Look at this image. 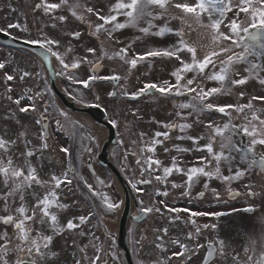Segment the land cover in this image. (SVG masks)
Listing matches in <instances>:
<instances>
[{
  "label": "snow or ice",
  "instance_id": "1",
  "mask_svg": "<svg viewBox=\"0 0 264 264\" xmlns=\"http://www.w3.org/2000/svg\"><path fill=\"white\" fill-rule=\"evenodd\" d=\"M9 7L12 12H17L16 8H12L11 5ZM61 8L69 11L75 19L87 23L89 34L100 41L99 46L89 44L85 49L87 54L66 59L68 54L72 52V48L69 46L65 53L61 54L58 51L61 41L49 36L43 29H40L39 38H30L27 14L23 20L17 17L15 21L9 22L5 28H0V32L11 34V29L27 32L29 38L25 39V43L35 44L43 49L48 54L46 59L49 64L52 63L49 57H54L60 65L58 75L69 83L70 88L83 85L85 89H88L96 81H111L118 84L122 79V76L118 74V68H114L109 74H102L104 68L102 61L105 57L109 60L118 59L122 64L128 65L130 69H136L138 63L149 58H166L177 62V65L170 72V76L173 78L171 80H165L163 83L147 82L132 93L127 91L110 93L113 97L123 95L131 100H137L144 96H155L157 93L161 97L184 98L178 100L174 105L175 116L180 122L162 123L156 121L165 131H155L147 141L144 140L146 134L140 132L138 136L143 146L140 147L139 151L128 149L124 151L122 166L127 163L129 156L134 157L136 165L140 166L142 178L139 181H133L129 178L128 181L134 190L139 191L138 184L151 185L153 181L167 188L168 178L176 173L186 177V179L184 184L172 183L171 187L174 189L183 187L185 191L182 195L185 196H190L193 185L202 177L209 181L216 179L226 184L241 181L244 182L248 196L257 195L252 190L251 184L247 182V178L251 170L258 169L260 173H264V154L258 155L256 152L258 145L264 148V119L255 114L253 105V101L258 99L264 101V95L252 96L246 103L226 101L221 104L215 102V98L220 95H231L233 87L245 86L251 79H257L260 85L264 86V79L260 78L261 74L264 73V43H259L264 37V0H116L107 13H104L97 6L82 4L80 0H59L58 3L50 2V0H37L31 6V12L33 14L39 13L42 19L54 17L56 21L64 23L68 20L67 16L54 15ZM229 13L232 15L229 16ZM241 13L244 14L243 18H241ZM89 17H94V22ZM173 20L178 21L182 27L177 29L170 27L169 25ZM157 21L162 23L158 24ZM51 26L55 28L56 24L52 23ZM194 26L196 29L206 32L211 41L209 50L202 55L198 54V48L185 38L187 35L186 28L193 29ZM125 29H135L139 33L136 40H141L143 37L165 38L166 36L175 37L176 40L166 46L146 48L143 53L134 52L130 56L129 52L132 49V44L135 43L134 40L109 55L104 49V40L117 45L121 44L123 41L116 34ZM250 29L256 31L250 32ZM241 33L247 34L251 43L242 44ZM102 36L104 39H101ZM72 37L79 41L81 33L74 31ZM228 41L231 43H224ZM257 46L260 49L259 52L256 50ZM236 48L242 50L235 51ZM88 54L91 55L92 59H89ZM257 56L260 58L259 63L255 61ZM217 59L219 60L218 65ZM240 64L246 65L244 69L246 75L241 76L240 72L236 70V66ZM82 65H89L91 68L90 74L86 78H81L77 74ZM4 69H6V64L0 62V70ZM189 74H192L191 78H189ZM31 76L32 73L29 71H23L19 74L14 70L11 71V74L9 71L0 73V86L4 88L5 98L17 106L16 111L19 113H29L30 110L35 113L37 111V99L47 94V89L44 93L39 91L33 93L31 89L25 92L22 89L20 95L14 97L13 86L9 85L8 82L25 81ZM238 76L240 78H236ZM198 78L199 83L197 82ZM205 81H212L215 86L206 89ZM64 91L77 103L84 102L82 96L69 91V88H65ZM239 96L242 100L244 97L243 89ZM22 100H27L30 103L21 106ZM49 108L52 109L51 112ZM245 109L253 110V115L250 119L245 115L244 120L247 122L237 126L232 122V113H244ZM212 112L228 117V121L222 125L216 124L214 121L204 124V127L210 132L206 143L201 146L199 144L201 137L185 135V133L192 128L193 123H203L199 119L202 113ZM136 114L135 111L132 112L133 116ZM192 117L195 119L189 123L188 121ZM5 120H14L18 126V131L15 138L7 133L0 135V184L5 189L0 193V202L3 205L0 211L4 213L0 215V226H2L0 227V264H49V261L57 256V252L53 250L54 237L77 230H80L77 232L79 236L88 235L91 238L88 244L83 246H78L73 241V246L77 249L78 254H73L72 264H98L101 261V253L105 251L103 241L94 231L85 232L81 229L90 224L92 217L97 216L99 212H115L120 208L121 203L114 202L107 193L95 188L88 179L80 174L73 163L72 150L67 146H62L59 149L67 157L68 163L67 170L61 174L52 173L48 179H43L39 174L38 167L33 164V158L42 160L45 150L49 148L50 134L48 129L53 121L57 129H63L66 124H71L73 128H76L77 125L82 128L83 125L79 121H73L69 113L49 101L47 106H44L39 112L38 118L34 120V123L39 126L36 137L38 143L34 144L28 138L29 129L25 128L15 111L7 113ZM108 123L114 128L119 127L115 118L110 119ZM177 129L181 133V135L176 136L177 140L189 139L196 146L195 150L206 153L190 167H182V162H178L177 157H172L170 166H162V161L156 157L157 146L163 145L165 141L169 140L170 134ZM239 133L249 138L246 148L237 146L235 137ZM90 139H95V137H90ZM118 143L123 144V141ZM136 144L137 141L133 140L132 145ZM217 144H219L218 150L215 147ZM175 148L181 153L191 150L179 146H175ZM17 150H19L18 156H16ZM87 151L91 153L92 150L89 148ZM168 151L169 149L165 147L164 152ZM17 160L20 163H17ZM224 169L227 170L228 174H224ZM92 172L94 174L95 170L92 169ZM145 173L148 174V178H143ZM74 181L88 194L91 201L89 204L90 211L61 224L58 217L59 210L67 209L68 205L61 202L57 190L61 189V186L69 188ZM98 182L104 185L103 180ZM108 186L110 187V185ZM208 186V183L204 184L206 189ZM37 188H43L46 191L42 194L36 191ZM212 192L215 198L219 200V192L215 188L212 189ZM229 193L233 198L240 195L230 188ZM156 194L160 197L169 195L167 190L158 191ZM200 196L203 197V193H200ZM28 197L34 200L31 206L26 203ZM140 203L141 207L136 216L137 220L141 219V213L155 212L162 216L165 213L175 214L169 217V223L172 224L177 220H182L180 213L187 212L188 219L194 226V232L190 231L187 234L188 242H182L180 239L171 241L173 245H177L179 248V251L172 252L171 255H166L169 249L165 239L169 232L168 228H163L162 234L155 238L158 241L155 243V247L164 254V258H157L154 264H171L175 257H184L185 261L182 264H186L198 249L205 247L204 244L194 243L197 237L201 235L202 229H211L214 233L221 235L224 233L223 225L220 222L221 218L230 215V213L221 211L209 213L169 206L163 199L153 203L151 207H145L143 201ZM157 204L163 207H159ZM234 211H238V209L234 208ZM245 211H254V209L248 208ZM203 216H211L215 222L200 225L194 219ZM183 222L187 223V221ZM260 223L264 225V217L260 218ZM45 224H47L50 234H45L38 227ZM9 228L11 232H9ZM109 239L111 240V234H109ZM247 239L248 243L244 250L247 255L246 264H264V251L260 252L259 255L256 253L258 241L250 235ZM229 240L230 236L221 235V238L218 239V247L209 243L206 256L203 258L204 264H214V257L217 253L221 257L227 258L226 250ZM111 242L114 243V240ZM259 242L264 247V235ZM134 243H139V241H134ZM89 245L94 249L92 256H89L87 252ZM249 252L251 255H248ZM107 255L110 256L111 264H120L119 256L110 248ZM232 259L234 264H243L239 261L238 254H234ZM103 264H109V261L104 260Z\"/></svg>",
  "mask_w": 264,
  "mask_h": 264
},
{
  "label": "flooded vegetation",
  "instance_id": "2",
  "mask_svg": "<svg viewBox=\"0 0 264 264\" xmlns=\"http://www.w3.org/2000/svg\"><path fill=\"white\" fill-rule=\"evenodd\" d=\"M37 0H10V3L6 5L5 10L8 14V23L11 21H15L17 17L21 20L25 18V14H27V24L30 28V33L32 39L39 38V13L33 14L31 12V6L36 3ZM16 8L17 12H12L11 8ZM85 25V23H82ZM1 28V27H0ZM88 36L92 37L89 34ZM9 35L15 37L16 39L25 41L26 38H29V34L27 32L18 31L16 29H11ZM195 33V38H192V35ZM203 33H196V32H187L186 39L191 40V44L198 48V54H203L205 49L209 50L210 43H205L204 39L201 37ZM30 44V43H29ZM35 45V44H34ZM9 53H20L21 55L27 56L24 51L20 52L19 50L15 49H8ZM260 49L258 50V52ZM256 61L260 62V58L257 56ZM164 61L167 62L166 66H170V63L167 59ZM154 69L155 63L152 64ZM34 67L39 68V63L33 65ZM166 74H168L166 70ZM154 83H163V81H153ZM123 82L119 83L117 87L118 92L129 91L128 86H123ZM138 89V88H137ZM136 89V90H137ZM122 98L125 96L120 95ZM154 103L163 102L165 105H169V98L168 97H161L158 93L155 96H150ZM183 99V98H180ZM169 102V103H168ZM48 102L45 103L44 106H47ZM155 105V104H154ZM51 112L52 109L49 108ZM39 110L37 107V111L35 116L38 117ZM169 115L174 117L173 122H180L178 118L175 116V109L170 108L167 111ZM219 115L222 117L225 122L228 121V117L222 116L219 113H202L199 119L203 122V119L208 116L212 115ZM235 113H232V122L234 119ZM264 115V113H263ZM165 117V116H164ZM192 117L189 119V123L192 122ZM264 119V117H263ZM54 121L51 123L53 124ZM234 123V122H233ZM240 125L243 122H238ZM51 124L49 126V130L51 136L55 135L54 129H52ZM238 124V126H240ZM203 123H193L192 128L188 130L185 135L191 136H198L201 137L199 144L202 146L207 141V136L210 132L209 129H204ZM162 127L158 128L156 131H162ZM165 131V129H163ZM153 132L151 135H153ZM181 135L179 130H175L170 134L169 140L165 141L163 145L157 146L156 157L162 161V166H170L172 157H177L178 162H182V167H190L192 166L196 160L205 155V152L197 151L196 146L193 142L189 139L184 140H177L176 136ZM50 136V137H51ZM147 140L150 137H146ZM162 139V138H161ZM239 137L236 135L235 140ZM145 141H147L144 138ZM137 141L141 142L139 139ZM247 146L249 143L248 138L246 139ZM240 142V140H239ZM137 151H139L140 147L143 145H139L137 143ZM240 145V144H239ZM64 145H58V147H62ZM175 146H179L180 148L191 149L187 152H178L176 151ZM50 152L52 153L53 159L48 162L49 166L52 169V173L61 174L63 171L67 170L68 163L63 154L60 153L59 149L57 150L54 148V145H49ZM167 147L169 149L168 152H164V148ZM218 150L219 144L215 146ZM92 150L91 153L88 151V156H82L81 152L83 151L82 147H77V154L73 155V163L86 179L89 180L90 183L94 185L95 188L99 189L102 192H105L109 195V197L116 203H121V206L118 210L112 213L106 212H99L97 216H93L91 223L84 226L83 231H94L96 235L101 238L103 241V247L105 249L104 252L101 253V261L98 264H103L104 260H108L109 264H111L110 256L107 255L109 248L112 252H114L120 258V264H154L157 258H164V254L160 252L159 249L155 247V243L158 242L155 240L157 235L162 234L163 228H168L169 235L165 239V243L169 249L166 255H171L172 252L179 251L177 245H173L171 241L173 239H180L182 242H188L187 234L190 231L194 232V226L191 224L190 220L188 219V213H180L179 215L182 217V220H177L174 223H169V217L175 214H167L165 213L164 216L158 213H148L146 214L147 218L144 222L140 224L131 223L130 227L128 228V245L130 249V262L128 258L125 256V251L122 248L123 237H121V242L119 241L120 237V219H121V211L123 208V199L117 190L113 180L108 176L106 169L101 167L97 160V155L93 153L92 146H89ZM88 148V149H89ZM257 150V148H256ZM82 161V163H81ZM89 162L90 168L94 169L95 172L93 174L92 169H89ZM42 170H44L45 166H41ZM159 174V173H157ZM224 174H228L227 170L224 169ZM51 174L47 173L44 177L41 176L43 179H48ZM141 172L137 174L135 181H139L141 179ZM143 178H148V174L145 173ZM110 179L111 187L109 188L108 183ZM186 177L173 173L172 176L168 178L167 188L160 185L158 182L153 181L151 185H144L138 184L139 191L134 190L133 192L138 204V208L141 207V201L145 207H151L153 203L163 199L169 206H176L187 208L190 211H205V212H227L230 213L227 217L221 218V223L224 228V233L221 235H228L230 236V240L228 242L227 248V258L221 257L219 253H217L216 257H214V264H234L232 256L234 254L239 255V261L246 264L247 262V255L245 254V246L248 243L247 237L250 235L253 239L258 241L256 245V253L257 255L260 252L264 251V247L261 246L259 242L261 240L262 235H264V225L260 223V218L264 217V173H260L258 170H251L249 172L247 182L251 184L252 190L257 193L256 196H248L247 189L244 187V182L241 181H234L230 184L223 183L219 180L212 179L207 180V178H200L192 187L190 196L182 195L185 191L183 187L181 188H172V183L177 184H184ZM99 180L104 181V185L99 184ZM208 183V188L204 187V184ZM215 188L219 194L220 199L217 200L215 195L212 192V189ZM229 188L233 192H238L240 195L236 196L235 198L230 196ZM167 190L169 195L167 197H160L156 193L158 191ZM46 190L43 188H39L40 193H44ZM60 194L61 202L66 203L68 205L67 209L59 210L58 217L61 224L66 223L69 219L73 217L79 216L81 214L87 213L90 211L89 204L91 201L89 200L88 194L85 190H83L80 186L73 182V185L69 188H64L61 186V189L57 190ZM200 193H203V197L200 196ZM28 206H30V202L26 201ZM98 203V201H97ZM33 204V203H32ZM159 207H163L162 205L157 204ZM238 209V211H234ZM252 208L254 211H245V209ZM197 223L203 225L204 223L211 224L215 222V219L211 216H203V217H196ZM183 221H187L184 223ZM132 222V221H131ZM41 231L45 232V234H50L47 224L44 226H38ZM77 231L73 232H66L63 235H59L54 237L53 241V250L57 252V256L49 261V264H72V256L74 253L78 254L77 249L73 246V241H75L76 245L83 246L88 244L89 239L91 238L88 235L81 237L77 234ZM109 234H111V240L109 239ZM221 235L214 233L211 229L204 230L202 229V233L199 237H197L194 243H201L204 244V248L198 249L193 255L190 261H187L186 264H204L203 258L206 256L207 253V245L212 243L218 247V239L221 238ZM143 238V239H141ZM114 240V243L111 241ZM134 241H139V243H134ZM88 255H94V249L89 245L87 249ZM187 255V254H186ZM251 255V252L248 253ZM185 261L184 257H175L171 264H182Z\"/></svg>",
  "mask_w": 264,
  "mask_h": 264
},
{
  "label": "rangeland",
  "instance_id": "3",
  "mask_svg": "<svg viewBox=\"0 0 264 264\" xmlns=\"http://www.w3.org/2000/svg\"><path fill=\"white\" fill-rule=\"evenodd\" d=\"M7 1L8 0H0V8H3L5 10ZM50 2L58 3L59 0H50ZM115 2L116 0H92L90 1V4H89V2L86 0H80V3L87 4L88 6H91V5L97 6L103 12L106 9L109 10L110 6L113 5ZM61 14L68 17V20L64 23H60L59 21H56L54 17L52 19H49L48 17H44L42 19L39 14V37L41 35L40 29H43V31L46 32L49 36L59 39L61 41V44H60L58 51H60L61 54H64L66 49L70 46L72 48V52L68 54L66 59H71L72 57H79L81 55L87 54L85 52V49L89 44H95L99 46L100 42L98 43V41L96 40V37L94 36L92 38H88L86 34V29L80 26L79 20L75 19L74 17H71V13L69 11H67L65 8H61L54 15H61ZM228 15L231 16L232 14L229 13ZM240 15H241V18H243L244 14L241 13ZM89 19L93 20L94 22V17H89ZM121 20H123V17H121ZM175 22L172 23L173 29L182 27L181 25H179L178 21H175ZM6 23H7V19H6L5 13L3 10H0V25L5 27ZM52 23L56 24L55 28L50 27ZM222 30H223V26H222ZM74 31H79L81 33V39L79 41L73 40L71 38V35ZM186 32H190V29L186 28ZM116 35L119 36L121 41H123L119 45L113 42H109L106 39L104 40V49L109 53V55H112L114 51H118L120 47H124L128 43L134 40H135V43L132 44V49L129 52L130 56L133 55L134 52L143 53L146 50V48L156 46L157 44L155 41L152 40V38H155V37H143L141 40H136V36L139 35V33H137L135 29H125V30H122L121 33H117ZM242 35L243 33H241V36ZM192 38L193 39L195 38V33L192 35ZM101 39H104V37L102 36ZM155 39L164 41L163 38H160V39L155 38ZM205 42H209V41L205 40ZM97 54L99 55L100 53L98 52ZM88 55H89V59H92L91 55L90 54ZM0 59H1L0 62H4L6 64V69L0 70V73L4 71H9V73L11 74L12 70H14L17 74L22 73L23 71H29L32 73V76L30 78H27L25 81L8 82L9 85L13 86L14 97H18L22 89L25 92H27L28 89H31L33 93L37 91L44 93L43 81H42L43 78L39 77L38 67L33 66L35 63L34 59H32L31 57H25L24 55H21L20 53H14L12 55L8 54L5 56L3 55V51H0ZM3 59H5V61H3ZM162 61L163 60L160 61V59H158L155 62L156 66L154 69V75L156 74V75L167 76L166 70L169 74L174 69V66L177 65V62L175 60H171L170 63L172 66L167 67L166 63H163ZM102 63L104 65V70L102 74H109L113 71L114 68H118V74L122 76L121 80L123 82V86L125 85L128 86L129 92L134 91L135 88L138 86L137 84H139L140 88L143 87L144 83L149 82V80L151 79V78L149 79L148 77L151 74H153V73L148 74V65L150 64L149 59L138 63L136 69H130L128 65L122 64L118 59L109 60L107 57L104 58ZM245 67H246L245 65L236 66V70L240 72L241 76L245 75L246 73L244 72ZM57 68L60 71L59 63H58ZM90 69L91 68L89 65H82L81 69L78 71L77 74L81 78H86L90 74ZM262 76L264 77V73H262ZM236 78H240V77L238 76ZM256 80L251 79L249 83L245 85V87L242 86V87L234 88L231 92V95H220L216 97L215 102L221 103V104L226 101L233 102V103H240V101L242 102V100L232 99L231 96L240 97L239 93L242 89L244 93L246 92L249 95H253L254 93L252 94V92L255 91V87L257 84ZM62 81L66 83L65 79L61 76L60 82L62 83V85H64L65 88H69V91L74 92V94H77L78 96H82L84 100L83 102L84 104H97L106 111V113L108 114L109 120L115 118L118 121L119 127H116V128L119 133L120 141H123V144L119 145V149H120L119 159L123 157L124 151L126 149L130 151H136V147L131 145L132 141L134 140L132 133H134L135 130L142 131L146 129L147 131L148 129L149 130L157 129L158 127H160V125H158L156 121H160L163 123V122H169L170 120H174L173 116L166 115V113L164 112L165 110L163 108H162L163 113L158 112L160 113V115L154 114L152 110L149 109L150 106L148 102L149 103L151 102L150 99H146L142 101H131L130 99H118V100L111 99L109 97L110 93H108L109 91L107 90V87H102V85L93 87V90L90 93H83V92L76 90L77 86H74V88H70L68 82L64 84ZM197 82L198 83L200 82L199 78L197 79ZM204 86L207 89L215 85H214V82L212 81H205ZM258 93L259 92L257 90L256 94ZM49 100H50L49 95L44 94L41 98L37 99L36 108L38 107V110L41 111L44 103ZM29 103L30 102L27 100H22L21 106H26ZM162 104L164 105L163 102ZM174 104L176 103H174V101L171 100V105L173 106ZM156 105H161V104L157 103ZM255 108H257V111H260L262 113L264 111V104L260 107L255 106ZM16 110H17V106L11 102L9 103V101L5 98V91H4L3 86H0V135H4L5 133H7L11 135L13 138H15V136L17 135L18 126L15 124V121L5 120V116L7 113L15 111V114L20 118L25 128L29 129L28 138L31 139L34 144L38 143L36 137H37V129L39 126L34 123V120L37 117H35V114H30L34 112H31L30 110L29 114H23V113H19ZM159 110H161V107ZM133 111L137 113L136 116L132 115ZM164 115L166 117H164ZM245 115L250 119L251 116L253 115V110L251 112H247L243 114L236 113V116L234 115V118L236 120L239 119L242 122L244 121L246 123L247 121L244 120ZM74 120L78 121L77 119H74ZM69 127H70V124H66L63 129H59L61 133L59 134V136L57 135L56 138H54L53 140L54 144H67L66 143L67 140L63 138L64 135L62 133L69 132ZM91 143H93V141H91L89 144ZM260 152L264 154V148H262ZM18 154H19V150L16 151V156H18ZM46 154H49V153L46 152ZM14 159H15V156H14ZM48 159L49 158L47 157V155H44L41 161L48 160ZM16 162L20 163L19 160H17ZM33 164L34 166L38 167V171H39V160H37L35 157L33 158ZM124 166L128 168V173H129L128 175L130 177H133L134 173L138 174L139 172L137 170L138 166L135 163V158L132 156H129V159L127 163L124 164ZM3 191H5L4 186L0 184V193H2ZM36 191L39 192V188H37ZM2 207H3L2 202H0V209H2ZM13 207H15V205H13ZM3 214L4 213L0 211V215H3Z\"/></svg>",
  "mask_w": 264,
  "mask_h": 264
},
{
  "label": "water",
  "instance_id": "4",
  "mask_svg": "<svg viewBox=\"0 0 264 264\" xmlns=\"http://www.w3.org/2000/svg\"><path fill=\"white\" fill-rule=\"evenodd\" d=\"M256 30L255 29H250V32H255ZM263 38V37H262ZM40 55L43 56V58L46 60V62L48 63L47 59H46V54H42V52H40ZM48 67H49V75H50V82H51V85H52V88H53V91L55 92V94L61 98L62 100H65V95H63L55 86V80H56V75H55V72L53 71L52 69V66L51 64L48 63ZM67 105L68 103L66 101H64ZM72 107V106H71ZM77 111H80V110H77ZM85 113H90L92 114L93 116H95L96 120L100 123L103 124V119H104V114L97 108H89L88 110H83ZM103 118V119H102ZM104 126H107V127H110L108 124L105 123ZM113 142V133H111L110 135V138H109V142L105 145L104 147V152H103V155H101L100 159L102 161L105 162V164L110 167L111 169H113V167L111 166V164L109 162H107V157H108V153H107V149H108V146L110 143ZM250 155V154H248ZM127 191V190H125Z\"/></svg>",
  "mask_w": 264,
  "mask_h": 264
},
{
  "label": "bare ground",
  "instance_id": "5",
  "mask_svg": "<svg viewBox=\"0 0 264 264\" xmlns=\"http://www.w3.org/2000/svg\"><path fill=\"white\" fill-rule=\"evenodd\" d=\"M94 132H95L98 140L101 141V140L104 139V132L102 130H100V129L97 128V129H94Z\"/></svg>",
  "mask_w": 264,
  "mask_h": 264
}]
</instances>
